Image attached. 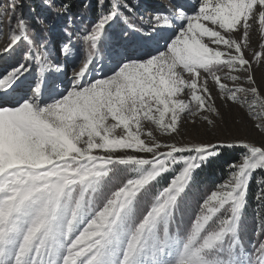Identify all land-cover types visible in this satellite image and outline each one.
<instances>
[{
	"label": "snow or ice",
	"instance_id": "snow-or-ice-1",
	"mask_svg": "<svg viewBox=\"0 0 264 264\" xmlns=\"http://www.w3.org/2000/svg\"><path fill=\"white\" fill-rule=\"evenodd\" d=\"M71 7L41 0L26 17L24 0L0 4V59L14 61L0 72V264H264V0ZM73 57L69 87L48 93ZM102 57L111 74L89 79ZM210 82L259 139L218 125ZM186 133L227 138L175 142ZM223 149L240 153L227 178L193 200L197 169ZM253 182L257 228L241 253Z\"/></svg>",
	"mask_w": 264,
	"mask_h": 264
},
{
	"label": "rangeland",
	"instance_id": "rangeland-1",
	"mask_svg": "<svg viewBox=\"0 0 264 264\" xmlns=\"http://www.w3.org/2000/svg\"><path fill=\"white\" fill-rule=\"evenodd\" d=\"M69 1L71 0H55V3H56V6L58 7L65 2L69 3ZM73 2H75V5H74V8L70 9V13H78L79 11H76V10L78 9L77 6L79 4L81 5V0H74ZM87 2L90 3L92 2V0H87ZM175 2L181 5H187L190 2H194V0H175ZM7 3H8V0H0V4L6 5ZM132 3L136 6L138 13L147 15V13L145 12L147 9H150L151 7H158L162 3H167V0H132ZM40 4H41V0H24V8H23L24 15L26 17L31 16L32 13L30 12V8H38ZM92 18L93 16L87 15L88 20H91ZM63 24H64L63 18L54 22V27L52 28L53 40H57L60 38ZM120 27L122 28L123 26L121 25ZM112 31L113 33L118 32L119 28L113 29ZM6 40H7V29L5 28V37L3 39H0V48L4 46V43H6ZM255 47H256V50H259L258 43L255 45ZM61 60H62V63H64L65 65L64 74L62 75L61 73H55V74L46 76V84H45V88L47 92L53 95H57V96L61 92H63L66 88L69 87L71 73L77 63L74 57L69 58L68 60H64L63 58H61ZM13 63L14 61L11 60L7 56H5L3 59H0V72H4L5 69L9 68ZM114 66L115 65L112 63L109 57H102L99 60L98 64L95 66L97 70L90 72L88 78L90 79L93 76L102 77V76L111 74V70ZM262 71H264V69H261L260 67L257 66L256 78L258 81L260 80ZM32 81H33V76L30 75L28 76V79L21 85V87L24 89H27L28 84ZM210 87L212 88L213 96L217 97L216 105L220 109L222 115L224 116L223 121L217 120L218 125H220V127L222 128L227 127L228 129H231L233 132H235V130L239 128L241 129V132H240L241 135H247L250 138L259 139L260 133L258 130L253 128V122L248 119V116L246 115L245 111L236 106L229 107L228 105H225L223 101H221L218 98V93L216 89L212 86L211 82H210ZM47 98L48 97L46 94L45 99ZM213 119H216V118L213 117ZM225 121H227L226 125H225ZM186 127L190 128L191 125H186ZM159 138L161 142H168V143L174 142L164 136H160ZM225 138H227V134L220 135V136L215 135V134H208L204 136H194V135L186 133L182 137L181 136L176 137L175 142L186 143L189 140L202 139V140L211 141L215 143ZM142 155H147V154H142ZM257 173H259L260 176H264V173L260 172L259 170L257 171ZM260 176H255L254 180L260 179L261 178ZM226 178H224L223 180H225ZM222 181L217 182L216 184H219ZM252 184H253L252 188L256 189L255 182H253ZM205 189H210V188H205ZM194 207L195 206H193V208ZM256 228H257V222L253 223V226L249 228L248 232H250L251 234V237H250L251 240H247L245 244L243 243V247L240 249L241 253L251 252L252 249L250 245H252L255 239L254 233L256 231ZM243 264H249V257L247 255L243 256Z\"/></svg>",
	"mask_w": 264,
	"mask_h": 264
},
{
	"label": "trees",
	"instance_id": "trees-1",
	"mask_svg": "<svg viewBox=\"0 0 264 264\" xmlns=\"http://www.w3.org/2000/svg\"><path fill=\"white\" fill-rule=\"evenodd\" d=\"M74 0L69 1V4L72 5L71 8H74ZM76 11H81L80 4L77 6ZM91 15V14H88ZM92 16V15H91ZM221 153L218 157H214L209 163L205 164L201 169H197L196 180L192 187V192L190 197L194 200L198 194H202L205 188H211L217 182L222 181L226 178L228 174V166L237 160L240 153L237 149H223L220 150ZM262 175V174H261ZM255 176H260L259 173L254 174ZM262 177V176H260ZM253 184L249 188L248 204L243 209V215L239 222V237L240 240L245 244L247 240H251V234L248 232L249 228L253 226V223H256L255 212L256 201L254 200V194L256 189L252 188ZM192 206H195L193 203ZM187 223V217L185 218Z\"/></svg>",
	"mask_w": 264,
	"mask_h": 264
}]
</instances>
